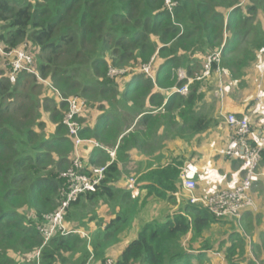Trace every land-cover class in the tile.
Listing matches in <instances>:
<instances>
[{
  "label": "trees",
  "instance_id": "trees-1",
  "mask_svg": "<svg viewBox=\"0 0 264 264\" xmlns=\"http://www.w3.org/2000/svg\"><path fill=\"white\" fill-rule=\"evenodd\" d=\"M166 1L0 0V44L6 51L28 52L45 81L22 72L11 82V68L0 54V264H86L89 255L104 264L107 248L121 244L118 235L129 233L133 225L131 207L135 210L136 201L129 193L121 198L127 208L121 206L106 223L97 221L105 225L107 243L71 233L43 245L38 226L58 210L67 186L63 175L71 169L75 153L63 122L69 109L66 100L78 97L85 102L80 117L102 113L94 130L79 117L81 136L97 139L105 150L116 149L122 160L132 137L144 145L154 128L166 127L175 117L207 130L213 121L188 115L219 82L216 70L225 90L233 93L246 84L245 70L264 61V0H172L171 6ZM219 52V65L213 64L204 78L207 58ZM150 63L148 75L142 70ZM112 70L125 73L111 76ZM180 70L195 80L187 97L173 92L185 84L179 81ZM162 92L171 93L166 103ZM127 103L133 109H126ZM122 111L142 116L138 125L148 134L144 129L121 139L128 127ZM108 161L111 157L104 152L93 155L88 167L109 165L104 180L96 193L83 195L70 207L85 199L94 205L100 200L120 203L112 186L121 174L119 165L116 159ZM152 176L170 181L148 186L149 195L174 204L173 194L181 191L178 169L172 166ZM257 182L264 183L254 185ZM69 210L66 219L72 223L76 215ZM252 211H244L240 221L217 219L184 202L173 216L166 212L160 220L143 222L115 264H210L205 254L189 251L197 246L201 251H223L227 264H257L247 255L243 227L244 214ZM222 224L234 231L217 244L209 233ZM260 249L253 248V254L258 256Z\"/></svg>",
  "mask_w": 264,
  "mask_h": 264
},
{
  "label": "crops",
  "instance_id": "crops-1",
  "mask_svg": "<svg viewBox=\"0 0 264 264\" xmlns=\"http://www.w3.org/2000/svg\"><path fill=\"white\" fill-rule=\"evenodd\" d=\"M262 61H256L245 70L244 78L246 84H242L241 90L234 89L233 93L225 90L223 95H221L217 93V83L212 91H208L209 93L205 96L204 101H200L198 104L195 103L197 106L194 107V114H190L188 117L191 119L193 117H202L213 121L207 130L199 131L193 125H185L183 119L178 116L166 127L163 124L161 128H154L153 132L148 134L145 126L138 125L142 116L137 114L134 116L133 113L122 111L121 113L128 121V127L124 133H121L120 138L122 139L130 132L133 133L132 135H138L139 132L142 134V131L145 129V133L148 136L145 138L144 145L132 137L131 142L124 149L126 156L120 160L118 154L116 155V149L105 150L104 146L97 139L93 137L86 138L100 144V147L94 145L83 147L81 155L86 164L90 163L93 155L97 157L102 152L110 155L111 161H108V164L116 159L121 174L112 186L114 190L119 192L114 197L120 203H116V201L108 203L100 200L94 205L83 198L85 200H82L86 201L84 209L90 208L91 210H95L96 207L99 217L95 219L94 216H90V218L86 219L79 213L74 216L72 223L82 221L81 223L85 224L87 234L90 238H93V234L97 235L105 229L104 224L102 227L98 226V218H103L102 220L106 223L122 210L121 206L123 208L128 207L127 202L121 201L123 196L130 193L132 199H134L133 201H136L135 210L131 207L132 217L130 223L131 225L133 223V225L127 230L129 233H125L122 236L121 244L105 253V259L108 258L116 261L127 244L137 237L140 225L143 222L160 220L164 214H167L166 212L171 216L177 213L183 203L188 201V196L182 183L183 176L196 182V195L206 194L216 188L232 190L242 182L244 175L242 165L225 156V150L231 137L226 116L228 114L249 116L251 117L253 130L257 131L260 128V115L256 113L257 108L252 110L251 107L256 103L259 83L262 84L261 94L264 96V61ZM216 73L217 75L221 74L217 70ZM222 84L223 89H225L223 81ZM162 93L166 96L164 102L166 103L168 100L167 96H170L171 93L169 92L167 95L164 94L165 92ZM250 103L252 104L249 105ZM125 107H127L126 109L132 108V103L125 104ZM146 108H151L148 102H146ZM101 115L102 113L99 111L90 112L87 117L88 120L86 119V128L89 127L91 130H94L99 125ZM111 153H115V156L112 157ZM172 166L180 172L178 183L181 186L180 192L174 193L173 196L171 195L174 198V204L164 201V198L149 195L148 190H146L153 183L169 182L170 179L168 177H166L167 181H163L157 176L153 177L152 173L166 168L171 169ZM260 168L264 170V160ZM129 175H137V190L135 195L132 194V191L128 187L129 181L126 177ZM251 197L254 199L255 209L252 212L244 214L243 227L247 232L245 234L247 237V248L261 247L260 254L258 256L254 255L257 259H252L255 263L261 264L264 262V183L257 182L254 185ZM133 201H130V203H133ZM101 203H104V205H101ZM100 207H105V211L100 213ZM80 216L81 218H79ZM73 225L77 227V224ZM233 229L234 227L232 228L230 225H217L210 231L209 235L213 237L215 243L219 244V242L228 239V236L234 231ZM78 231L81 234L86 233L83 230L78 229ZM240 231H243V228ZM190 238L191 234L188 235L185 241L187 242ZM187 248L189 249L188 246ZM189 251L194 253V255L205 254L204 256H206L210 264H227L224 252L218 251L217 248L201 251L198 250L197 246L196 248L189 249ZM258 260H261V262L259 263Z\"/></svg>",
  "mask_w": 264,
  "mask_h": 264
},
{
  "label": "built area",
  "instance_id": "built-area-1",
  "mask_svg": "<svg viewBox=\"0 0 264 264\" xmlns=\"http://www.w3.org/2000/svg\"><path fill=\"white\" fill-rule=\"evenodd\" d=\"M166 4L171 6L172 0H167ZM0 54L8 61L6 66L11 68L10 80L15 82L17 76L22 73L34 75L40 82L45 81L40 77L34 65L33 57L24 49L6 51L0 44ZM219 65L220 52L211 55L207 58L205 64V74L208 76L213 64ZM150 75L151 63L145 65L142 70ZM125 71L112 70L111 76L124 74ZM180 81L187 82L174 89L173 92L179 95H186L194 79H190L180 70L178 73ZM200 79V78H199ZM222 82L217 87V93L223 95ZM258 94L256 95V113L260 115L261 125L255 131L252 128L251 117H238L235 114H228L226 122L231 131V137L225 150V156L231 160L239 162L243 169L244 175L242 182L232 190H224L220 188L213 189L206 194L196 195L197 184L193 180L182 177L183 187L187 193L188 201L191 205L199 206L206 209L217 219H236L240 221L244 211L247 209H255V202L252 199L250 192L256 181H264V170L260 169V165L264 158V96L262 92V84H258ZM69 109L66 112L63 122L67 126L70 136L74 141V157L71 169L63 175L66 180V188L61 194L60 205L58 210L44 216L43 222L38 226L44 238L43 245H47L49 241L56 235H68L71 233H79V231H68L65 226L67 210L70 206L77 202L83 195L96 193L104 180L107 172V166H91L88 167L84 161L81 150L86 145H94L100 147V144L84 139L81 136L82 125L79 122V117L85 109V102L78 97H73L66 100ZM114 157L115 153H111ZM132 194L135 195L137 190L136 180L131 179L128 184ZM81 234V233H79ZM82 237L90 240L86 234H81ZM104 264H115L112 259H107Z\"/></svg>",
  "mask_w": 264,
  "mask_h": 264
},
{
  "label": "rangeland",
  "instance_id": "rangeland-1",
  "mask_svg": "<svg viewBox=\"0 0 264 264\" xmlns=\"http://www.w3.org/2000/svg\"><path fill=\"white\" fill-rule=\"evenodd\" d=\"M183 71V70H182ZM218 72H219V70H217ZM185 74H186V72L185 71H183ZM211 72H212V69L210 70V73H209V75L208 76H205L204 78H208L209 76H210V74H211ZM204 74H205V71H204V73H203V76H204ZM186 76L188 77V75L186 74ZM219 76V78H220V80H219V82H218V85H219V83L220 82H222L223 80H221L222 78H221V74L220 75H218ZM188 78H190V77H188ZM190 79H192V78H190ZM180 81V80H179ZM183 82H187V80H182ZM195 81V80H194ZM194 81H192V84L191 85H193L194 84ZM40 82V81H39ZM42 83V82H41ZM218 85H217V87H218ZM190 89L191 88H189V92L186 94V95H184V97H187L189 94H190ZM217 90V89H216ZM223 91L225 92V89H223ZM254 108L253 109H256L257 107H256V105H254L253 106ZM82 120H88V118H87V116L86 115H83L82 117H80ZM127 179H128V181H130L131 179H134V180H136V178H137V175H132V176H127L126 177ZM84 203H86V201H83L81 204H79L78 206H72L71 207V209H70V211H69V214H71V215H78L79 213H82V212H84L83 213V216L86 218V219H88V218H90V216H94V218H97V217H99V215H98V213H97V211H98V209L95 207V210L93 209V210H91L90 208H86V209H84ZM101 205H104V203H101ZM101 209H99V212L100 213H102L103 211H105V207H100ZM110 208V207H109ZM79 218H81V216L79 217ZM103 218H98V220L97 221H99V220H102ZM82 221H79V222H74V223H70V220H68V219H65V226H66V229L68 230V231H75V230H83V231H85L86 233H83V234H86V235H88L87 234V231H86V229L84 228V227H82V223H81ZM73 224H77V227L76 226H74ZM98 229L100 230V228L98 227ZM107 232H103V234H102V236L101 237H98V236H96L95 234H93V238H90V240H94V241H96V243L98 242H103V243H107L109 240H106V234ZM122 235H124V233H122ZM122 235H118V237L117 238H119V240L121 241V239H122ZM89 236V235H88ZM185 243H186V241H185ZM116 244V243H115ZM117 245H114L113 244V246H110V247H108L107 248V250L105 251V252H109L110 250H113L115 247H116ZM90 248H91V246H90ZM249 252V253H248ZM248 252H247V255H248V257L249 258H251V259H257L255 256H254V254H253V248L252 247H250L249 249H248ZM108 259V258H107ZM258 262L260 263L261 262V260H258ZM86 264H102V263H100L99 262V258H97V259H95L94 257H90V255H89V257H88V261H87V263Z\"/></svg>",
  "mask_w": 264,
  "mask_h": 264
}]
</instances>
